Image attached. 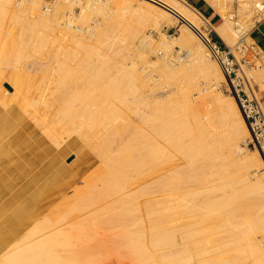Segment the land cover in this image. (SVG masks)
<instances>
[{
  "label": "bare ground",
  "instance_id": "1",
  "mask_svg": "<svg viewBox=\"0 0 264 264\" xmlns=\"http://www.w3.org/2000/svg\"><path fill=\"white\" fill-rule=\"evenodd\" d=\"M206 1L221 13L223 20L220 24H211L186 0H87L85 3L82 0H55L52 12L41 9L42 0H0L2 101L7 103L14 99L13 90L18 88L20 77L25 76L20 71L10 73L9 69L12 62L21 64L19 61L28 53L29 49L25 48L29 44H32L29 48L34 49L33 53L39 54L49 45H52L51 48H60L62 54L70 47L72 50L63 55L73 54V58L77 60L74 69L77 71L79 68L80 72L87 73L86 78L81 76V81L86 83L84 89L75 91L73 82L76 75L70 71L67 73V66L70 64H66L59 54H55L57 76L53 78V85L49 87L43 101L48 108H52L49 114L58 116L45 114L46 116L34 119L33 125L28 123L36 137L37 134H45L33 140L28 139V143L34 146V155L32 161L23 165H30L31 179L23 188L15 189L14 181L19 178L17 173L20 174L23 166L13 168L7 165L6 171L10 178L0 188V264H85L91 261L94 255L92 250L99 251L100 248L95 246H102L104 241L97 236V231V234L92 232V228L100 224L102 226L109 220L107 213L97 210L98 207L91 200H97L109 191L117 193L128 187L129 191L125 192L123 199L120 198L119 201L116 197L112 201H115V205H109L112 210L118 208V211L110 213L109 207L105 212L125 216L128 228L123 231V237L131 252L141 255L144 239H148L156 249V252H149L144 258L143 255H138L140 259H144V264H264V237H257L259 233L264 235V142L261 147L250 151L242 146L243 143L247 144L251 135L248 123L243 116L236 91H233L235 99L218 91L219 81L227 82L228 79L218 60L210 58L213 54L207 43V36L201 32L203 24L212 27L239 60L235 51L237 32L233 22L225 16V11L231 7L233 0ZM251 2L245 0L239 5L247 12ZM77 7L81 10L78 14L75 10ZM92 15H100L102 20L93 25L88 24ZM82 17L87 19V24L79 26L77 19ZM162 18L171 23L182 22L181 33L170 41L161 31L162 40L156 43L151 35L145 34L144 27L151 22L160 30ZM13 24L19 25H16L19 28L16 33L11 29ZM175 45L189 51L188 59L177 64H172L166 58L157 59L152 64L159 76L157 79L153 78L151 70L142 71L141 67L144 68L149 63L147 60L140 66L134 57L136 54L139 59H147L148 52L156 53L160 49L170 51ZM134 50L136 52L132 55ZM261 56L264 57L262 51ZM239 63V74L244 77L250 93L254 98L260 99L257 93L264 91V67H259L253 73L241 65L240 61ZM196 71L201 72L210 83L199 90L202 103L216 104L221 108L218 120L215 119L220 122L222 120L225 129L214 126L217 122L214 117L207 114L208 111L202 114L196 98L179 86L180 77ZM161 78L167 80L164 87L174 84L168 93L157 98L153 92L146 93V86L155 85ZM4 84H9L11 89ZM255 84L259 85V89ZM31 86L30 84L27 90H20V97L15 99L19 105L26 103ZM129 95L134 97L133 101ZM95 104L98 105L96 110L91 109L93 106H88ZM262 107L264 109L263 105ZM221 112L222 116L219 118ZM44 113L46 112L42 114ZM128 114L134 115L127 116ZM12 118L13 116L1 117L0 142L10 128L13 130L19 126ZM84 142L96 150L102 164L84 178L86 185L83 188L75 189L76 193L54 207L51 206L46 215L41 208L47 190L51 187L50 192H53L59 188L68 174L64 160H72L73 154L70 155V151L83 147ZM216 155L223 161V168L213 163ZM145 166H149L151 170H145ZM132 167L138 172V176L160 171V181L156 182L157 190H167V194L171 191L169 197L163 198L168 201L169 198L175 200L178 197L182 205L178 204V200L177 205L169 199L171 206L160 205L157 208V205L154 206L156 202L146 203V199L145 202L142 199L144 206H140L138 203L141 201V193L149 192L154 185L140 187L139 201L134 200L138 198L137 190L133 191L136 187L132 189L131 185L122 184H127L135 177L132 176ZM211 174L217 175L221 182L213 181L209 184ZM13 177L15 178L12 179ZM97 181H101L103 186L97 187ZM188 182L206 185L203 190L196 186L198 190H195L194 184H191L194 190L185 185L191 190L187 188L184 191L185 187L182 185L189 184ZM149 183H152L151 180ZM241 183L243 187L238 188L237 185ZM182 188L183 191H180ZM23 190L26 192L22 197L20 195ZM20 197L22 198L19 200ZM74 197H83L84 200L72 202V206L63 211L67 201ZM163 198L160 197L162 200ZM108 201L105 203L107 207L111 202ZM76 211L82 213H78L81 218L76 215L69 218ZM143 211L150 215L157 211L156 217L149 219V232L138 222L143 217H140L139 212ZM183 215L189 219L181 227L176 222ZM215 216L218 224L208 226ZM185 218L184 216L183 220ZM120 219L121 217L118 218ZM115 223L117 224L116 220ZM205 225L209 228L204 227ZM115 239L113 238V242ZM117 241L120 243V239ZM103 247L107 248V244ZM108 249L103 252L106 253Z\"/></svg>",
  "mask_w": 264,
  "mask_h": 264
},
{
  "label": "rangeland",
  "instance_id": "2",
  "mask_svg": "<svg viewBox=\"0 0 264 264\" xmlns=\"http://www.w3.org/2000/svg\"><path fill=\"white\" fill-rule=\"evenodd\" d=\"M84 3L87 1V0H82ZM243 1H245V0H233V2H232V5H231V7L230 8H228L226 11H225V16H228V14L229 13H232V12H235L236 10H237V12H238V15H239V17L241 18V17H244L246 14H247V12L245 11V10H242L241 9V7H240V5H239V3H241V2H243ZM250 1V0H249ZM251 1H253V0H251ZM42 5H41V9L43 10V11H45V6L46 5H48V4H52L51 5V9L52 10H54V6H53V4H54V2H55V0H42ZM187 2H189L191 5H193L194 7H195V5L194 4H192V2H190V1H187ZM213 7V6H212ZM50 9V11L52 12V10ZM76 12H77V14L78 13H80L81 12V10L77 7L76 9ZM198 10V9H197ZM199 11V10H198ZM214 12L217 14V18L215 19V20H213L212 21V23H221L222 22V17H221V13L220 12H218V11H215V9H214ZM107 13H109L110 14V11L109 10H107ZM203 14L206 16V17H208L204 12H203ZM88 17H89V15H87ZM88 17H86V18H88ZM209 18V17H208ZM102 20V18L100 17V15H98V16H95V15H92V16H90V21L88 20L87 21V19H85L84 17H82V18H80V19H77V21H79L78 22V24H79V26H84V24H87L86 23V21L88 22V24L90 23L91 25H93V24H95L94 22H99V21H101ZM81 22H83V23H81ZM160 22H161V24H162V28H160V30H158V29H156L152 24H151V22H148V23H146L145 24V26L146 27H144L145 29H144V31L146 32L145 34L146 35H151L150 37H152L154 40H155V42L156 43H158L159 41H161L162 39H161V31L163 32V33H165V35L167 36V38L171 41V40H174L176 37H179L180 36V33H181V25H182V22H179V23H171L169 20H167L166 18H162L161 20H160ZM15 24H13L12 26V31H14L15 33L18 31V27H19V25L18 24H16L15 26H14ZM233 26H234V23H233ZM203 29L201 30V32H202V34L203 35H205V36H207V37H209V38H213V35L214 34H216L219 38H220V36L216 33V31L215 30H211V28L209 27V26H206L205 24H203ZM248 40L249 41H251V38H248ZM56 44H59V43H56ZM29 47H32V44H29V46L27 47V48H25V49H29V51H28V53L25 55V56H23L22 58H21V60L19 61V63H21L20 65L19 64H16V62L14 63V62H12V66H10V69H9V71H10V73H13V72H15V71H20L21 73H23L25 76L23 77V78H21L20 77V82L17 84V86H18V88H14L15 90H13V94H14V99H12L10 102H4V101H2L1 99H0V106H1V108H4V106L5 105H13V106H15V107H17V108H19V110L22 112V116H26L28 119L30 118L31 120H33V122H34V119H36L37 117H41V116H58L57 114H49V113H51V110H52V108H48V106L45 104V102L43 101L44 100V95L47 93V92H49V87H52V85H53V81H54V79H55V77L57 76V71H55V67H57L58 65H57V63L55 62V60H54V57H56V55L55 54H59V57H61V58H63L64 60H65V62H66V64H68L69 66H67L68 68H67V70H66V72L68 73L69 71L70 72H73V74L74 75H76V77L75 76H73V77H75L76 78V80H75V82H73V88H74V90L75 91H77V92H80V91H82L84 88H83V86L84 85H86V83L84 82V80H82L81 81V76L83 75L85 78H86V75H87V73H85V72H83V71H81L80 72V70H79V68H78V70L76 71L75 69H74V67L73 66H76L77 65V60L76 59H74L73 58V54L71 55V56H65V55H63L64 53H66V52H70L72 49L70 48V47H67V49L68 50H66V51H64L63 52V54L61 53L62 51H61V49L60 48H58L57 46L54 48H51L52 47V45H49V47L47 46V47H45L44 48V50H43V52H42V54H39V53H33V50L34 49H31V48H29ZM57 50V52H58V50L60 49V53L58 52H56V50ZM175 49H181L179 46H177V45H175L170 51H163V49H158L159 51H157L156 53H152V52H148L147 53V55H146V57H147V59H145V58H143V59H139L137 56L138 55H136L135 54V56L134 57H136V59L138 60V64L140 65V66H142V64H143V62L144 61H148L149 63H147V66L146 65H144L145 67L143 68V67H141L142 68V71H143V69H144V72H146V71H150L151 70V72H152V74H154L153 76V78L154 79H157V78H159V76L158 75H156L157 74V71L154 69L155 67L152 65V64H154V62L157 60V59H162V58H164L163 56H161L160 54H159V52H161V51H163L164 53H166V52H169V53H171V52H174V50ZM48 50H49V53L51 54H49L48 53ZM236 51V53H237V49L235 50ZM30 52V53H29ZM45 52V53H44ZM54 52H56V53H54ZM136 52V50H134L133 51V53H132V55L134 54ZM54 56H53V55ZM61 54H62V56H61ZM238 54V53H237ZM160 55V56H159ZM130 56H131V54H130ZM69 57V58H68ZM73 58V59H72ZM210 58L211 59H214L215 60V57L214 56H211L210 55ZM238 58H239V60H240V62H241V65H244V67L247 69V70H249V71H254V72H256L255 70L256 69H258L259 67L260 68H263L264 67V62H262L263 64L261 65L259 62H258V59L257 58H254V57H251L250 58V60L251 61H257V63H256V65L255 66H250V65H248L247 63H245V62H243L241 59H240V56H239V54H238ZM26 59V60H25ZM23 60V61H22ZM72 60V61H71ZM143 60V61H142ZM27 61V62H26ZM142 61V62H141ZM216 61V60H215ZM140 62V63H139ZM55 63V64H54ZM73 63V64H72ZM151 63V64H150ZM25 64V65H24ZM72 64V65H71ZM15 65H19V67H16ZM24 66H25V68H24ZM71 66V67H70ZM11 67H12V69H11ZM240 67L241 66H236V68H238V71H237V73H238V76L241 78V82L242 81H245V79H244V77L241 75V74H239V72H240ZM44 69V70H43ZM14 70V71H13ZM26 72H27V74H26ZM51 72V73H50ZM224 72V71H223ZM253 72V73H254ZM39 74V75H36V74ZM50 73V74H49ZM80 73V74H79ZM82 73V74H81ZM225 74V73H224ZM45 77H44V76ZM33 78H32V77ZM35 76V77H34ZM43 76V77H42ZM226 76V75H225ZM27 77H28V79H27ZM39 77V79H37ZM42 77V78H41ZM49 77V78H48ZM234 77V76H233ZM47 78H48V80H47ZM54 78V79H53ZM226 78H227V76H226ZM30 79H31V81L32 82H30ZM33 79V80H32ZM36 79H37V81H39V82H37L36 81ZM184 79V80H183ZM34 80H35V83L36 84H34ZM50 80V81H49ZM193 80V81H192ZM80 81V82H79ZM156 81V80H155ZM157 81H158V83H157ZM156 81V84L154 85V84H152L151 86H146V88H145V91H146V93H151V92H153L155 95H156V98L157 97H160V96H164V95H166L167 93H168V90H169V88H171L174 84L173 83H170V84H173V85H169V86H165L164 87V85L165 84H167V80L165 79V78H161L160 80H157ZM181 83H180V82ZM253 81V80H252ZM52 82V83H51ZM160 82V83H159ZM195 82V83H194ZM32 85L31 86V88H30V91H29V95H28V99H27V101H26V103L24 104V105H19L18 104V102H16L15 101V99L18 97H20V90H27L28 88H29V86H30V84ZM48 83H51V84H49L50 86H48ZM81 83V85H79ZM78 84V85H77ZM178 84H179V86L182 88H184L185 90H187V92L193 97V98H196V102H197V105L198 106H201L200 107V109H201V111L203 112L202 114H204L205 113V111L207 112V114H209L215 121H217L218 120V116H219V112L220 111H222L221 110V108L218 106V105H214V104H212V105H206V104H203L202 103V99H201V94H200V92H199V90H200V88H203V87H207V86H209L210 85V83H209V79L208 78H206L201 72H199V71H196V73L195 72H193V73H191V74H186V75H184V76H182V77H180L179 78V80H178ZM194 84V85H193ZM5 85V84H4ZM218 85V91L220 90L221 91V93H222V95H225V96H227V97H230V98H234V96H233V94H231V92L228 90V86H227V83H226V81H219V83L217 84ZM6 86V85H5ZM26 86H28V87H26ZM77 86H79V87H77ZM255 86H256V88L257 89H259V85L258 84H255ZM27 88V89H26ZM77 88H80V89H77ZM77 89V90H76ZM153 91H152V90ZM245 90H246V92L250 95V91H249V89H248V87H245L244 88ZM208 90L209 91H211V88H208ZM262 92H264V91H262ZM43 93V94H42ZM40 94V95H39ZM42 94V95H41ZM258 96H259V91H258ZM41 96V97H40ZM210 97V96H209ZM33 98V99H32ZM129 98H130V100L131 101H133L134 100V97L133 96H131V95H129ZM235 99V98H234ZM198 100V101H197ZM259 101H260V103H262V105L264 104V102H263V97L262 96H260V99H258ZM40 101V102H39ZM14 102H16V103H14ZM134 103V102H133ZM200 103V104H199ZM42 104V105H41ZM77 104H80L81 105V103L80 102H77ZM25 105H27L28 106V108L25 106ZM83 105V104H82ZM138 105H139V103H138ZM141 105V104H140ZM26 109H23V107ZM46 106V107H45ZM84 106V105H83ZM88 106H90V108L93 106L94 108H91V109H93V110H96V107H98V105L97 104H95V105H88ZM206 106V107H205ZM208 106V107H207ZM212 106V107H211ZM204 108V109H203ZM27 109H28V111H27ZM45 109H46V111H45ZM206 109V110H205ZM215 111H214V110ZM38 111V112H37ZM25 112V113H24ZM32 112V113H31ZM37 112V113H36ZM43 112H46V113H44V115L42 114ZM33 115H31V114ZM46 114V115H45ZM134 115V114H133ZM132 114H128L127 116H133ZM35 116V117H34ZM221 116H222V112H221V115H220V117L219 118H221ZM211 118V119H212ZM217 120H216V119ZM214 122V121H213ZM221 122L222 123H224L222 120H221ZM220 121H217L216 122V124L214 123V126H217V127H222L223 129H225V124L223 125L222 123H221ZM217 123H219V124H217ZM84 146L83 147H81V151H80V153H81V160H80V162H79V167H80V169H81V175H80V178L77 180V183L75 184V185H73L72 187H70L67 191H66V193L65 194H67V193H69L68 195H65V196H62V197H60L57 201L58 202H55L56 204L57 203H59V202H61L62 200H64V199H66L69 195H73L74 193H76L77 191L75 190V189H80V188H83L85 185H86V181H85V179H86V177L88 176V175H90L91 173H93L94 171H96L98 168H99V166L102 164L101 163V158H100V156L99 155H97V152H96V150H94L92 147H90L87 143H85L84 142V144H83ZM242 146L243 147H246L247 149H249V151H250V149H255L253 146H248L247 144H245V143H243L242 144ZM98 157V158H97ZM222 162L223 161H221V158H219L217 155H216V157L214 156V158H213V163L215 164V165H217V166H221V164H222ZM145 168V170H151L150 168H149V166H145L144 167ZM220 168H223V166H221ZM132 169H133V175L132 176H134L135 175V177L133 178V180H131V181H129V182H127V184L125 183V182H123L122 184L125 186V185H131V188L133 189V188H135L136 187V189H134L133 191H136V193H138L137 194V196L136 197H138V198H134V200H138L139 201V197H140V191H138V190H140V187H148V184H150L149 185V187L151 186V185H154V187L153 188H156L155 190H157V187H156V182L158 181H160L158 178H159V174H160V171H158V172H156L155 174H150V175H145V176H143V175H140L139 174V176H138V172L135 170V168L134 167H132ZM212 175V178L211 179H209V181H211L209 184H211V183H213V181H217V182H221V180H220V178L217 176V175H213V174H211ZM138 177V178H137ZM85 178V179H84ZM155 178H157V179H155ZM216 178H217V180H216ZM152 179H154L155 181L153 182V180ZM150 180H151V182L153 183H149L150 182ZM100 182V183H99ZM189 184H184V185H182V187L184 188L185 187V189H184V191H187V190H201V187H202V190H203V188H204V186L206 185V184H199V185H197V183L196 182H188ZM191 184H194V187H193V185H192V187H191ZM196 184V185H195ZM136 185V186H135ZM143 185V186H142ZM189 186V187H191V189L189 188V187H186V186ZM96 186L97 187H101V186H103V184H102V182L101 181H97V183H96ZM237 187L238 188H242L243 187V185H242V183L241 184H239V185H237ZM129 188V187H128ZM128 188L126 189V190H123V191H120V192H114V191H109V192H107L105 195H103V196H105L103 199H102V197H100V198H97V200L95 199V200H91L92 202L94 201V203H95V205H96V207H98V208H96L97 210L99 209L100 210V212H102V213H107L106 215H108L107 217H108V221L106 222V224H104L103 223V225L101 226V224L100 225H97V226H95L94 227V229L92 228V232H95L96 233V231H97V233H98V237L103 241V243H102V246H95V247H98V249L100 248V250L99 251H101V247H103V245L105 246V244H107V248H102L103 249V251L105 250V249H108V251L106 252V253H104L103 251H101L100 253H98L99 251H97L96 252V250L95 249H93L92 250V254H94V255H92L93 256V258H91L90 260L91 261H88L87 263H85V264H120V262H121V264H144L143 262H142V260H144V259H140V257L139 256H142L143 258H144V256L146 255V254H149V252L151 253V252H153V251H155L156 252V249L151 245V243L149 242V240L147 239V240H143L144 242H143V244H141L142 246V253H141V255H139V254H136V253H134V252H131L128 248H127V246L125 245V242H124V237H123V231L126 229V228H128V226H127V224L125 223L126 222V219L124 218L125 216H123L122 217V215H120L119 216V214H110L109 215V212L111 213V212H114V211H118V208H114L113 210H112V207L111 206H109V205H112V206H114L115 204V201H114V203L112 202L113 201V199H115L116 197H117V200H119L120 198L121 199H123L122 197L124 196V194H125V192H127V191H129L128 190ZM152 188V186L150 187V189H149V192H146V193H141V197H140V200L141 201H139V203L138 202H134V203H138V204H140V206H144V202H145V199H146V203H148V202H153V204H154V202H156L155 204H154V206H156L157 208H159V207H161V206H166V205H168V206H171L172 204L171 203H173V204H177V201L176 200H178V204L179 205H182V203L180 204V199L177 197V199H173L174 200V202H172L173 200L172 199H170V201H171V205L168 203V202H170L169 201V199H168V201L165 199V198H167V197H169L168 196V194L171 192V191H169L168 192V194L167 193H165V192H161V191H156L157 193H159V192H161V194L159 193V194H157V193H154L155 192V190ZM183 188L180 190V191H183ZM188 188V189H187ZM194 188V189H193ZM187 189V190H186ZM153 190H154V192H153ZM151 191V192H150ZM153 192V194L151 195V193ZM165 193V194H164ZM149 194V195H148ZM157 194V195H156ZM126 195V194H125ZM139 195V196H138ZM144 195V196H143ZM146 195H148L147 197H146ZM163 196L165 197V198H163ZM119 197V198H118ZM153 197V198H152ZM155 197V198H154ZM159 197V198H158ZM160 197H162L163 198V200L162 199H160ZM82 198L83 197H81V198H79V199H75V197L73 198V199H71V200H68L67 202H68V204H67V206L65 205L63 208H62V210L64 211V210H66V208L68 207V206H72V202L73 203H75V202H79V201H83L82 200ZM109 198V201H111L110 203H108L107 205H108V207L106 206V204L105 203H107V199ZM112 198V199H111ZM149 198H150V200H149ZM152 198V199H151ZM120 199V200H121ZM144 200V202H143V200ZM156 199H159L160 201H157ZM164 199H165V201H164ZM87 200V199H86ZM85 200V201H86ZM116 200V204L118 203V201ZM119 200V201H120ZM136 200V201H137ZM152 200V201H151ZM155 200V201H154ZM163 202H162V201ZM88 201V200H87ZM86 201V202H87ZM106 201V202H105ZM108 201V202H109ZM175 201H176V203H175ZM88 202H90V200L88 201ZM87 202V203H88ZM103 202V203H102ZM133 202V201H132ZM143 202V203H142ZM159 202V203H158ZM162 202V203H161ZM53 204L54 206L56 205V204ZM101 205H100V204ZM158 203V204H157ZM165 203V204H164ZM177 204V205H178ZM161 205V206H160ZM53 206V207H54ZM106 206V207H105ZM106 208V209H104V208ZM111 208L110 210H109V212H105V211H108L107 210V208ZM155 207V208H156ZM101 208V209H100ZM104 209V210H103ZM51 210V209H50ZM103 210V211H102ZM157 210V209H156ZM75 212V211H74ZM78 211H76V213H74V215L73 214H71L70 215V217L69 218H74V217H76V216H79L80 217V215L82 214V213H79ZM153 215H150V214H147V212L145 213L144 211L143 212H139V215H140V217H142V218H139L138 219V222H139V224H141L143 227H144V229H145V231L148 229V224H149V219L151 218V217H156V215H157V211H154V213H152ZM47 215V214H46ZM76 215V216H75ZM142 215V216H141ZM110 216V217H109ZM146 216V217H145ZM149 216V217H148ZM184 216L186 217L185 218V220H183V218H184ZM114 217H116V218H114ZM121 217V219L120 220H118V218H120ZM145 217V218H144ZM181 217H183L182 218V220H181ZM178 220H177V222H176V224L177 223H179V225L178 226H180L181 224L182 225H185V223H186V221L189 219L186 215H183V216H181ZM216 217L217 216H215V217H213V220H212V218L210 219V220H212V222H211V224L209 223V224H207L208 226H216L217 224H218V220L216 219ZM81 218V217H80ZM113 218L114 220L112 221L111 219ZM122 218H124L123 220H122ZM146 219V220H145ZM216 221H215V220ZM115 220H116V222H117V224L115 223ZM118 220V221H117ZM182 221V222H180V221ZM112 221V222H111ZM122 221V223H120ZM210 222V221H209ZM217 222V223H216ZM107 223H108V225L109 226H107ZM112 223V224H111ZM216 223V224H215ZM105 225H106V227H105ZM115 225H117V226H115ZM181 225V227H183ZM207 225H205L204 227H206V228H209V227H207ZM105 228H104V227ZM123 226H125V227H123ZM211 226V227H212ZM107 227L109 228V229H107ZM117 227V228H116ZM123 227V228H122ZM181 227H179V228H181ZM98 228V229H97ZM102 228V229H101ZM95 229H97V230H95ZM121 231V232H120ZM119 232V233H118ZM146 232H149V229L146 231ZM180 233H181V231H179ZM183 233H184V231H182ZM96 233V234H97ZM103 235H102V234ZM99 234H100V236H99ZM106 235V236H105ZM109 235V236H108ZM104 236V237H103ZM257 236V235H256ZM112 237V238H111ZM258 238H263L264 237V235L262 236V234H258V236H257ZM111 238V240H108V239H110ZM113 238L115 239V238H117V239H115L116 241L117 240H119L120 239V243H119V241H115L114 240V242H113ZM106 240V241H105ZM108 241H110V242H108ZM112 244V245H111ZM122 244H123V246H122ZM101 245V244H100ZM108 245L110 246H114V248H112L111 246L110 247H108ZM117 248H116V247ZM111 248L112 249H114L113 251L111 250ZM116 248V249H115ZM146 248V249H145ZM125 249V250H124ZM111 250V251H110ZM147 250V252H145ZM126 253H125V252ZM120 252V253H119ZM145 252V253H144ZM154 252V253H155ZM115 253V254H114ZM112 254H114V255H112ZM132 254V255H131ZM134 254V255H133ZM103 255H105V256H102ZM117 255V256H116ZM125 255V256H124ZM136 255V256H135ZM139 255V256H138ZM107 256H109V257H107ZM111 256H113L112 258H111ZM119 256V257H118ZM120 256H121V258H120ZM100 257V258H99ZM94 258H95V260H97V261H95L94 260ZM106 259V260H104V259ZM120 258V259H119ZM136 258V259H135ZM138 258V259H137ZM103 259V260H102ZM111 259H115L116 261H114V260H111ZM109 260L111 261V262H109ZM122 260H123V262H122ZM128 260V261H127ZM93 261V262H92ZM104 261V262H103ZM120 261V262H119ZM127 261V262H126ZM133 261V262H132ZM95 262V263H94ZM102 262V263H101ZM108 262V263H107ZM115 262V263H114Z\"/></svg>",
  "mask_w": 264,
  "mask_h": 264
},
{
  "label": "built area",
  "instance_id": "3",
  "mask_svg": "<svg viewBox=\"0 0 264 264\" xmlns=\"http://www.w3.org/2000/svg\"><path fill=\"white\" fill-rule=\"evenodd\" d=\"M51 5H46L45 11H50ZM228 18L234 23V28L237 32L236 49L240 59L250 66H255L257 61L250 60L251 57H254L262 65L264 57L261 56V51L263 52V50L251 37V33L258 23L264 21V0H253L249 11H247L244 17L240 18L236 10L235 12L229 13ZM210 28L213 30L212 27ZM248 38H251V41ZM207 43L211 48L213 56L218 60L227 76L228 81L226 83L228 90L231 94H234L233 91H236V97L238 98L243 116L250 129L251 135L247 145L253 146L254 148L261 147V143L264 142V109L260 101L254 98L251 93L249 95L244 89L248 87L247 83L245 81L241 82V78L237 73L238 68H236V66H240V60L237 59L232 48L221 37L219 40L207 37ZM159 54L168 59L172 64L185 61L190 55L189 51L182 49H175L171 53L161 51Z\"/></svg>",
  "mask_w": 264,
  "mask_h": 264
},
{
  "label": "crops",
  "instance_id": "4",
  "mask_svg": "<svg viewBox=\"0 0 264 264\" xmlns=\"http://www.w3.org/2000/svg\"><path fill=\"white\" fill-rule=\"evenodd\" d=\"M189 1V0H186ZM192 4L195 5V8L199 10V12L207 18L208 21H210L211 24L217 25L219 23H212L213 20L217 18V14L214 12V8L206 1V0H191ZM189 3V2H188ZM193 6V5H192ZM216 11V10H215ZM203 12L209 17H206ZM251 37L256 41L258 46L263 50L264 52V21L258 23L256 27L252 30ZM263 90L259 91V98L260 96L263 97L264 102V92ZM264 106V104H263ZM2 116H13L14 122L17 124L19 123V126H17L15 129L12 130V128L9 129V131L2 136V141L0 142V188L3 186V182L5 180L7 181L10 177L8 176V172L6 171V168H8L7 165H10L13 168L21 167L20 174L17 173L19 178H17L14 181L15 189L23 188L25 184L28 183V181L31 179L30 174V165H23V163H28V161L33 160L34 155V146L30 143H28L29 140H33L35 138H38L40 136L44 135H36L32 134L31 128L28 127V123L34 124L33 120L30 118L28 119L26 116H22V112L19 110V108L13 106V105H5L4 108H1L0 106V119ZM17 116V117H14ZM27 124V125H26ZM81 147L72 149L70 151V155L73 156L72 160H64V165L68 171L67 177H65L62 180V184L59 186L58 189H55L53 192H50L51 187L47 190V194L45 196V200L42 205V210L45 214H47L51 206H54L53 204L55 202H58L57 200L65 195H68L69 193L65 194L66 191L75 185L77 183V180L80 178L81 175V169L79 167V162L81 160ZM69 155V156H70ZM72 158V157H70ZM2 163V164H1ZM39 168V167H38ZM22 172V174H21ZM16 175V174H15ZM13 177L12 179H14ZM26 191H22V195H25ZM23 197V196H22ZM20 197L19 200L22 198ZM18 200V201H19ZM56 204V203H55Z\"/></svg>",
  "mask_w": 264,
  "mask_h": 264
},
{
  "label": "trees",
  "instance_id": "5",
  "mask_svg": "<svg viewBox=\"0 0 264 264\" xmlns=\"http://www.w3.org/2000/svg\"><path fill=\"white\" fill-rule=\"evenodd\" d=\"M190 2H191V0H189ZM218 25V24H217ZM213 39H216V40H219V37L216 35V34H214L213 35Z\"/></svg>",
  "mask_w": 264,
  "mask_h": 264
},
{
  "label": "water",
  "instance_id": "6",
  "mask_svg": "<svg viewBox=\"0 0 264 264\" xmlns=\"http://www.w3.org/2000/svg\"><path fill=\"white\" fill-rule=\"evenodd\" d=\"M7 87H9L11 89V87L9 86V84H6Z\"/></svg>",
  "mask_w": 264,
  "mask_h": 264
}]
</instances>
